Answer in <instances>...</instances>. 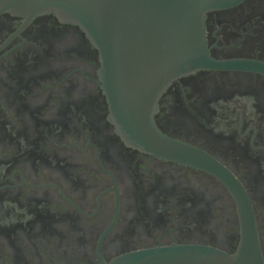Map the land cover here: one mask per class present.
<instances>
[{
  "label": "flooded vegetation",
  "instance_id": "af4514ba",
  "mask_svg": "<svg viewBox=\"0 0 264 264\" xmlns=\"http://www.w3.org/2000/svg\"><path fill=\"white\" fill-rule=\"evenodd\" d=\"M0 0V264H122L178 244L229 254L255 233L264 262V0L207 12L221 66L174 80L159 129L220 172L127 143L82 28Z\"/></svg>",
  "mask_w": 264,
  "mask_h": 264
},
{
  "label": "water",
  "instance_id": "95a60500",
  "mask_svg": "<svg viewBox=\"0 0 264 264\" xmlns=\"http://www.w3.org/2000/svg\"><path fill=\"white\" fill-rule=\"evenodd\" d=\"M227 0H16L30 15L54 13L79 25L96 47L111 117L124 140L158 156L220 172L199 148L163 133L154 114L176 79L221 66L209 54L206 16ZM122 264H264L255 233L232 254L178 244L124 255Z\"/></svg>",
  "mask_w": 264,
  "mask_h": 264
}]
</instances>
